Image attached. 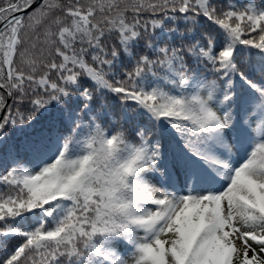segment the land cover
I'll list each match as a JSON object with an SVG mask.
<instances>
[{
  "label": "snow or ice",
  "instance_id": "obj_1",
  "mask_svg": "<svg viewBox=\"0 0 264 264\" xmlns=\"http://www.w3.org/2000/svg\"><path fill=\"white\" fill-rule=\"evenodd\" d=\"M0 264H264V0H0Z\"/></svg>",
  "mask_w": 264,
  "mask_h": 264
},
{
  "label": "trees",
  "instance_id": "obj_2",
  "mask_svg": "<svg viewBox=\"0 0 264 264\" xmlns=\"http://www.w3.org/2000/svg\"><path fill=\"white\" fill-rule=\"evenodd\" d=\"M141 48H142V46H141Z\"/></svg>",
  "mask_w": 264,
  "mask_h": 264
}]
</instances>
